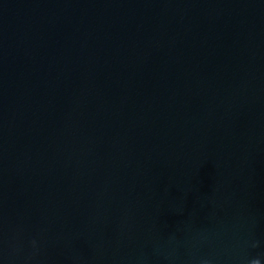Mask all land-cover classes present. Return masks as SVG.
Returning <instances> with one entry per match:
<instances>
[{
  "label": "water",
  "instance_id": "95a60500",
  "mask_svg": "<svg viewBox=\"0 0 264 264\" xmlns=\"http://www.w3.org/2000/svg\"><path fill=\"white\" fill-rule=\"evenodd\" d=\"M264 264V0H0V264Z\"/></svg>",
  "mask_w": 264,
  "mask_h": 264
},
{
  "label": "clouds",
  "instance_id": "9594fccd",
  "mask_svg": "<svg viewBox=\"0 0 264 264\" xmlns=\"http://www.w3.org/2000/svg\"><path fill=\"white\" fill-rule=\"evenodd\" d=\"M253 264H259V261H254Z\"/></svg>",
  "mask_w": 264,
  "mask_h": 264
}]
</instances>
